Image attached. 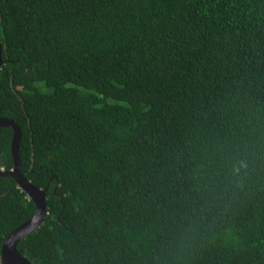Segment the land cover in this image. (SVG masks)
I'll return each instance as SVG.
<instances>
[{"label": "trees", "instance_id": "obj_1", "mask_svg": "<svg viewBox=\"0 0 264 264\" xmlns=\"http://www.w3.org/2000/svg\"><path fill=\"white\" fill-rule=\"evenodd\" d=\"M0 116L46 188L35 264H264V0H0ZM0 126V169L14 165ZM36 204L0 176L5 238Z\"/></svg>", "mask_w": 264, "mask_h": 264}, {"label": "water", "instance_id": "obj_2", "mask_svg": "<svg viewBox=\"0 0 264 264\" xmlns=\"http://www.w3.org/2000/svg\"><path fill=\"white\" fill-rule=\"evenodd\" d=\"M2 46L0 41V69L2 67ZM0 126L13 129L11 151L14 165L11 169H0V176L8 175L16 179L18 185L27 192L36 204V212L28 220L12 230L5 238L1 251V264H35L31 259L19 251V240L36 230L44 221L48 213L47 187L42 188L33 184L22 171L19 152L22 131L20 125L9 117L0 116Z\"/></svg>", "mask_w": 264, "mask_h": 264}, {"label": "clouds", "instance_id": "obj_3", "mask_svg": "<svg viewBox=\"0 0 264 264\" xmlns=\"http://www.w3.org/2000/svg\"><path fill=\"white\" fill-rule=\"evenodd\" d=\"M1 169H4L3 167Z\"/></svg>", "mask_w": 264, "mask_h": 264}]
</instances>
